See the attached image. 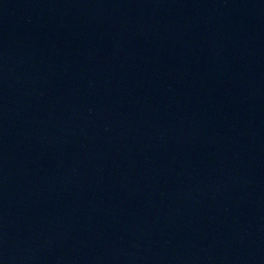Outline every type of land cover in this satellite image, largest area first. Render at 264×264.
<instances>
[{
  "label": "water",
  "instance_id": "obj_1",
  "mask_svg": "<svg viewBox=\"0 0 264 264\" xmlns=\"http://www.w3.org/2000/svg\"><path fill=\"white\" fill-rule=\"evenodd\" d=\"M264 0H0V264H38Z\"/></svg>",
  "mask_w": 264,
  "mask_h": 264
}]
</instances>
